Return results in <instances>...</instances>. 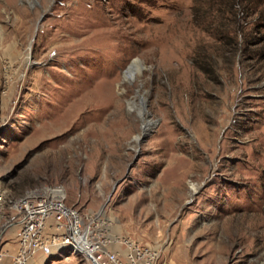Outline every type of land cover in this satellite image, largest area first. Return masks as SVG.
<instances>
[{
    "label": "rangeland",
    "instance_id": "obj_1",
    "mask_svg": "<svg viewBox=\"0 0 264 264\" xmlns=\"http://www.w3.org/2000/svg\"><path fill=\"white\" fill-rule=\"evenodd\" d=\"M50 186L119 264H264V0H0V195Z\"/></svg>",
    "mask_w": 264,
    "mask_h": 264
},
{
    "label": "built area",
    "instance_id": "obj_2",
    "mask_svg": "<svg viewBox=\"0 0 264 264\" xmlns=\"http://www.w3.org/2000/svg\"><path fill=\"white\" fill-rule=\"evenodd\" d=\"M66 199L61 186L29 191L9 204L0 195V231H20L17 264H26L37 252L46 257L69 258L72 254L89 261L93 257L98 264H119V255L107 250L109 239L101 233L105 224L98 225L93 214L67 206ZM133 253L132 260L141 256L137 249Z\"/></svg>",
    "mask_w": 264,
    "mask_h": 264
},
{
    "label": "water",
    "instance_id": "obj_3",
    "mask_svg": "<svg viewBox=\"0 0 264 264\" xmlns=\"http://www.w3.org/2000/svg\"><path fill=\"white\" fill-rule=\"evenodd\" d=\"M132 68H133V65L129 66L128 69H127V71H126L125 73L129 72L130 69H132ZM144 110H145V104H144ZM145 137H147V128H146V125L143 126V136H142V137H141V136H138V137L136 138V140H137V142L139 143V142H141L142 139H144ZM117 185H118V184H117ZM90 261H91L93 264H98V263L94 260L93 257H90Z\"/></svg>",
    "mask_w": 264,
    "mask_h": 264
},
{
    "label": "trees",
    "instance_id": "obj_4",
    "mask_svg": "<svg viewBox=\"0 0 264 264\" xmlns=\"http://www.w3.org/2000/svg\"><path fill=\"white\" fill-rule=\"evenodd\" d=\"M242 1L244 2L245 0H239V2H242ZM237 3H238V1H237ZM239 10L240 11H238V15H237V18L238 19H241V16L244 17V16L248 15V13H247V6H244L242 8L239 7Z\"/></svg>",
    "mask_w": 264,
    "mask_h": 264
},
{
    "label": "crops",
    "instance_id": "obj_5",
    "mask_svg": "<svg viewBox=\"0 0 264 264\" xmlns=\"http://www.w3.org/2000/svg\"><path fill=\"white\" fill-rule=\"evenodd\" d=\"M9 233H10V232H8V233L6 234V237L9 236ZM11 233H12V231H11ZM17 242H18V241H16V244H17ZM16 244H15V246H14V244H13L14 248H18V244H17V245H16ZM11 245H12V244L10 243L9 246H7V247L10 248ZM11 247H12V246H11ZM28 264H35V260L32 258V260H30Z\"/></svg>",
    "mask_w": 264,
    "mask_h": 264
},
{
    "label": "bare ground",
    "instance_id": "obj_6",
    "mask_svg": "<svg viewBox=\"0 0 264 264\" xmlns=\"http://www.w3.org/2000/svg\"><path fill=\"white\" fill-rule=\"evenodd\" d=\"M133 68H134V67H133ZM133 68L130 69V71H129L128 73H126V76H127V75L129 76V75H133V74H134V69H133Z\"/></svg>",
    "mask_w": 264,
    "mask_h": 264
}]
</instances>
